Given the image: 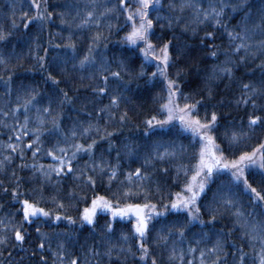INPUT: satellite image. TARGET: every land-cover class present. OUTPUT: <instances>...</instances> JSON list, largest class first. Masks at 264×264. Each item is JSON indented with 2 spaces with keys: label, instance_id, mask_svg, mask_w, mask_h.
Masks as SVG:
<instances>
[{
  "label": "snow or ice",
  "instance_id": "obj_1",
  "mask_svg": "<svg viewBox=\"0 0 264 264\" xmlns=\"http://www.w3.org/2000/svg\"><path fill=\"white\" fill-rule=\"evenodd\" d=\"M4 19L0 264H264V0H12Z\"/></svg>",
  "mask_w": 264,
  "mask_h": 264
},
{
  "label": "trees",
  "instance_id": "obj_2",
  "mask_svg": "<svg viewBox=\"0 0 264 264\" xmlns=\"http://www.w3.org/2000/svg\"><path fill=\"white\" fill-rule=\"evenodd\" d=\"M17 3H20L21 0H16ZM12 3V0H0V20H3L4 23L6 24L7 21L4 19L5 18V15L6 13L8 12V6L9 4ZM26 7V5H25ZM233 24H235V20L232 21ZM58 25V21H56L54 24H50L48 26V31L49 33H51L52 31H55V32H58V33H61V34H66L63 32L62 28L57 26ZM37 26L34 24L32 25V29H35ZM30 29V31L32 30ZM126 30V29H125ZM207 30H211L210 27L208 26H205V27H202L201 28V32L203 31H207ZM87 31L83 32V33H77V36L80 37L81 39V45H86V41L84 40V37L87 35ZM122 33H118V32H114L112 33L110 36H109V39L107 41L108 45H109V50H114L115 47H116V44L115 42L118 41L119 39V36L121 35ZM15 35H19V33H15ZM56 43H62V41L60 40L59 37L56 38L55 40ZM17 50L19 51V48H17ZM28 68H32V61L31 60H26L25 63H24V68H20V69H17L16 71L18 73H23L25 69H28ZM152 69L151 68H146V71H151ZM4 75H7V73H5ZM31 78L32 81L36 82L39 84L41 90L47 92L48 89L51 87L50 84H45L43 82V76L44 74L39 72L37 68H32V72L28 74ZM141 84H143V82L141 81L140 82ZM60 87H63V85H60ZM151 91H158V86L156 88H153ZM71 95V93H70ZM150 95V94H149ZM148 106L151 107V102L149 100V103H148ZM65 112H67V109H65ZM68 114H71V113H68ZM239 118V117H238ZM44 163H47V161H43ZM244 200H247V197H243ZM69 214H72L73 216H75V213H69ZM204 219H207V217H203ZM101 223L103 222V217H101ZM223 223V221L221 222ZM36 227V225L34 224L32 226V228L34 229ZM42 227V230L44 231H50L51 229L49 228V225L47 223H44L41 225ZM66 227V224L65 223H59V227H58V231L59 230H62ZM217 227H219V225H217ZM116 228L117 230L119 231L121 228L127 230L128 228V225L126 224H116ZM29 231L31 232L32 229H29ZM70 231L76 235L79 240H83L84 236L87 234L88 232V229L87 227H83V230H79L77 228H71ZM193 231H195V229H193ZM91 241H89L90 243ZM131 243V242H130ZM127 264H137V261L132 259V258H129L128 261H127Z\"/></svg>",
  "mask_w": 264,
  "mask_h": 264
}]
</instances>
